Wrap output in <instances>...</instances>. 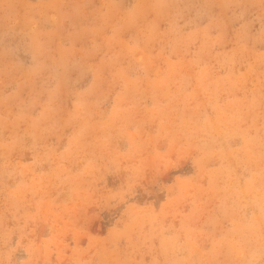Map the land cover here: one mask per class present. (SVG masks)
<instances>
[{
	"label": "rangeland",
	"instance_id": "1",
	"mask_svg": "<svg viewBox=\"0 0 264 264\" xmlns=\"http://www.w3.org/2000/svg\"><path fill=\"white\" fill-rule=\"evenodd\" d=\"M0 264H264V0H0Z\"/></svg>",
	"mask_w": 264,
	"mask_h": 264
}]
</instances>
